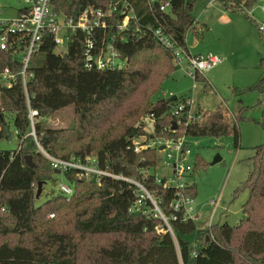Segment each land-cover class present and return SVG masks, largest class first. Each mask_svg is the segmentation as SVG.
Instances as JSON below:
<instances>
[{
    "label": "trees",
    "instance_id": "1",
    "mask_svg": "<svg viewBox=\"0 0 264 264\" xmlns=\"http://www.w3.org/2000/svg\"><path fill=\"white\" fill-rule=\"evenodd\" d=\"M125 1L134 9L136 19L119 31ZM162 1L156 0L151 9L147 0H52L53 11L74 17L88 6L106 9L115 4L108 27L95 31L92 53L96 54L103 42H111L127 59L126 68L87 67L83 31L73 36L64 54L56 52L53 33L45 31L34 52L38 57L34 59L33 53L29 61L26 84L21 71L27 35L16 33V49L0 50V138L9 134L6 116L14 114L20 142L16 150H0V233H17L20 237L14 244L0 242V264H264V143L255 147L248 178L239 187L249 192L239 223L206 227L185 219L183 209L173 211L176 189L157 181L156 169L162 160L159 147L135 150L134 140L186 136L232 135L235 145L240 146L243 105L235 120L228 118L220 105L203 111L202 118L184 121L173 129L175 116L171 108L188 98L151 102L161 91L163 81L179 67L171 48L161 43L153 31L161 27L189 52L187 33L201 28L195 25L191 1L170 0L171 6L165 11L160 10ZM219 1L226 9L250 18L247 11L264 0ZM27 12L24 6L18 15ZM261 62L264 64V58ZM6 68L14 74L10 85L1 81ZM194 77L197 81L205 79L200 72ZM130 100H134V118L129 121L133 116L123 115L117 119ZM69 106L79 117V129L56 128L47 123L48 117ZM148 113L155 116L152 132L140 120ZM99 119L101 126V122L96 123ZM42 150L60 158L84 161L94 157L99 167L139 182L168 218L172 231L146 193L125 179L103 177L98 182L79 171H65L66 181L74 187L73 194L52 193L38 204L39 182L56 179L51 161ZM26 155H32L34 166L27 165ZM194 170L193 166L190 177ZM187 193L195 198L196 185L190 184ZM59 213L61 217L56 219ZM72 220L78 238L66 230ZM27 235L29 241L24 240ZM94 236L113 239L107 245L96 246L82 259V247Z\"/></svg>",
    "mask_w": 264,
    "mask_h": 264
},
{
    "label": "rangeland",
    "instance_id": "2",
    "mask_svg": "<svg viewBox=\"0 0 264 264\" xmlns=\"http://www.w3.org/2000/svg\"><path fill=\"white\" fill-rule=\"evenodd\" d=\"M188 1L193 3V15L197 21L195 25L201 26L187 33L189 52L195 56L214 55L220 61L202 72L205 79L197 81L194 71L187 70L188 60L183 57L181 66L163 81L161 91L151 98V102L171 95L183 99L187 97L191 101L192 114L211 111L221 105L231 120H235L241 105L245 107L242 113L244 119L239 121V147L235 145L232 135L185 137L191 150L185 164H192L195 169L188 181L197 188L192 203L193 209L199 212L196 223L204 227L224 222L236 225L242 217V204L249 196L248 190H241L239 187L248 178L250 158L255 154V147L264 143V90L260 89L264 86V64L261 62L264 58V38L258 27L259 23L264 22L261 9L264 1L255 6L254 15L249 14L250 18L244 13L226 9L219 0ZM24 6H27L25 0H0V19L16 20L19 8ZM67 49V45H60L56 52H66ZM33 56L34 59L37 58L38 53ZM132 101L134 100L125 104L117 119L123 118V115H127V118L133 116L135 109ZM148 115L149 113L142 115L140 120L152 132L154 127L147 121ZM134 116H130L128 120H132ZM13 119L14 114L6 116L9 134L0 138V150H16L20 146ZM101 119L96 122H101L99 126L103 124ZM47 123L56 128L79 129L80 126L73 106L54 113L48 117ZM94 131L97 133L98 129ZM71 147L72 145L68 146ZM170 152H176L172 144L161 151L162 160L156 169L160 176L170 177L172 173L171 168L166 165L175 164L177 160L167 157ZM216 155H220L221 160L213 164ZM55 178L43 184L41 195L37 197L38 204L45 202L52 193H59L60 183H68L64 174L56 173ZM211 199L218 200L216 208L210 204ZM59 214L55 216L56 219L61 217V213ZM73 225V220L67 223L66 230L71 236L78 238ZM25 237V241L30 240L28 235ZM19 239L17 233H0V242L9 241L14 244ZM112 239L113 236L90 238L82 247V259L96 249V246L107 245Z\"/></svg>",
    "mask_w": 264,
    "mask_h": 264
},
{
    "label": "built area",
    "instance_id": "3",
    "mask_svg": "<svg viewBox=\"0 0 264 264\" xmlns=\"http://www.w3.org/2000/svg\"><path fill=\"white\" fill-rule=\"evenodd\" d=\"M119 1L124 2V0H115V3ZM28 12L25 14L18 15L16 20L11 19H0V29L3 31L0 34V50L8 51L16 49L17 39L16 33L27 35L28 44L25 50V55L23 56V68L21 71L23 82L26 84L27 80V67L31 59L32 54L38 49L44 32L49 31L54 35V42L56 48L60 45H67L72 41L73 36L78 31H83L86 33V65L89 68H99V69H122L128 67V61L122 58L120 52L113 46L111 42L105 44L104 42L100 45L98 52L96 54L92 53V50L96 47V29H106L109 25L108 17L111 13L116 10L115 4L108 8H96L93 6L85 7L81 13L76 17L67 16L64 13H59L53 11L51 8L52 0H25ZM156 0H147L149 7L152 9L154 7ZM170 0L162 1L160 4V10L165 11L170 8ZM254 8L248 10L250 15H254ZM264 13V3L261 7ZM125 13L121 23L118 24V30L122 31L128 27V24L132 19H136V14L134 9L128 5L125 1L124 10ZM259 31L264 38V22L259 23ZM155 37L163 43L165 46L171 48L176 64L180 67L182 58H187V70L202 73L203 71L209 69L214 64L218 63L220 59L214 55L205 56H195L189 53L180 46L172 35L165 33L161 27L155 29ZM68 50V49H67ZM67 52V51H66ZM66 52H61L62 54ZM1 81L5 85H10L14 74L10 72L8 68L2 73ZM35 114L33 111L31 117ZM171 114L175 116V121L178 125L184 121L198 120L202 118V113L192 114L191 112V101L189 98L186 101H180L178 104L171 108ZM147 121L149 124L155 123L154 114L150 113L148 115ZM34 134V131H32ZM152 138L147 142H141L140 140H134V147L136 151H140L143 148L149 147H159V151H164L168 149V145L172 144L175 146V153H168V158H175L177 161L175 164L167 163L166 167H170L172 173L170 177L160 176L157 181L164 185V187H174L176 189V197L173 200L171 206L174 212L181 209L184 210L185 219L196 220L199 216V212H196L193 207V197L187 193V187L191 184L188 181L190 178V173L193 169L192 164H185L187 155L190 153V147L185 141V137L178 139H166V138ZM165 147L161 149L162 146ZM43 154L51 161L53 169H59L60 174H64L65 171L76 170L79 171L83 176L90 178L95 177L99 182L103 177L109 178H120L131 181L138 185L149 197L155 205L159 216L164 220L168 229L171 230L168 218L163 214L156 201L153 199L149 191L139 182L118 175L110 171L109 169H103L99 167L96 159L94 157H88L86 160H81L80 158L70 157V158H60L48 154L46 151L42 150ZM165 179V180H162ZM74 192V187L69 183L59 184V193L66 196H71ZM210 204L214 208L218 205V200L211 199ZM54 214H51L53 216ZM175 218V214L173 213ZM211 226V224L209 225Z\"/></svg>",
    "mask_w": 264,
    "mask_h": 264
},
{
    "label": "water",
    "instance_id": "4",
    "mask_svg": "<svg viewBox=\"0 0 264 264\" xmlns=\"http://www.w3.org/2000/svg\"><path fill=\"white\" fill-rule=\"evenodd\" d=\"M177 99H178V96L177 95H171L168 98H165V97L161 98V100H166L168 102H173V101H175ZM177 127H178V124L176 123V121H174L172 128L173 129H176ZM164 147H165V145L162 146L161 149H163ZM25 160H26L27 165L34 166V162H33L32 155H26L25 156ZM220 160H221V156L220 155H216V157L214 158L213 164L216 163V162H218V161H220ZM54 172L57 173V174H60L61 173V171L59 169H54ZM43 184H44L43 181H40L39 182L38 191H37V197H39L40 194H41V192H42V186H43Z\"/></svg>",
    "mask_w": 264,
    "mask_h": 264
}]
</instances>
